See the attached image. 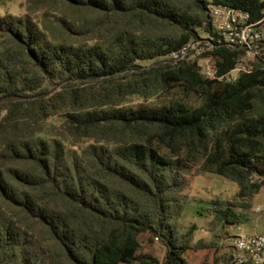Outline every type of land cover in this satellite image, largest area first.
<instances>
[{
    "label": "trees",
    "instance_id": "1",
    "mask_svg": "<svg viewBox=\"0 0 264 264\" xmlns=\"http://www.w3.org/2000/svg\"><path fill=\"white\" fill-rule=\"evenodd\" d=\"M29 1L42 20L0 16V264H188L196 228L175 222L193 166L238 185L215 211L224 227L264 191V75L210 80L168 59L199 38L206 0ZM211 55L219 76L238 59ZM177 86L201 104L122 105ZM144 233L161 239L163 261L140 252Z\"/></svg>",
    "mask_w": 264,
    "mask_h": 264
},
{
    "label": "rangeland",
    "instance_id": "2",
    "mask_svg": "<svg viewBox=\"0 0 264 264\" xmlns=\"http://www.w3.org/2000/svg\"><path fill=\"white\" fill-rule=\"evenodd\" d=\"M32 8H34V3L29 0H0V16L2 17H22L31 13L33 17L42 20L41 12L35 11L36 9L32 10ZM90 16L93 21H96L97 16L93 14ZM49 20H53V17H49ZM199 33L205 36L200 30ZM193 61L197 63L193 59L188 62ZM140 64L150 66L151 62L145 61ZM216 86L222 87L221 84ZM257 96L263 98L261 93H257ZM175 101L184 102L188 107L195 108L201 104L202 97L199 93L185 89L183 86H177L150 97L129 96L122 105L135 109L160 107ZM156 147L162 154L169 153L163 145L156 144ZM186 178L187 185L181 196L182 209L175 223L177 230L182 234H187L192 227L196 228L190 237V249L185 254L188 264H215L216 260H221L225 255L228 256L232 244L231 237L238 233L237 225H241L243 232L251 235L263 230L264 214L255 213L252 208L235 209L244 218L236 225L224 227L216 219L215 211L223 210L227 202H234L239 190L235 182L212 172H203L202 161L190 169ZM256 205H264V191L253 203L254 207ZM139 240L140 252L152 254L160 261L165 259L166 248L160 238L156 240L155 235L144 233ZM199 242L205 244L206 247L197 246Z\"/></svg>",
    "mask_w": 264,
    "mask_h": 264
},
{
    "label": "built area",
    "instance_id": "3",
    "mask_svg": "<svg viewBox=\"0 0 264 264\" xmlns=\"http://www.w3.org/2000/svg\"><path fill=\"white\" fill-rule=\"evenodd\" d=\"M206 1L208 21L202 30L205 36L172 50L168 59L173 64L196 60L200 72L210 80L232 82L240 74L264 75V0H257L259 10L255 14L218 0ZM223 49L237 53L238 59L228 74L219 76L211 54ZM256 178L264 181V175ZM253 211L264 214V205H256ZM237 230L228 261L220 264H264V227L252 235L243 232L241 225Z\"/></svg>",
    "mask_w": 264,
    "mask_h": 264
}]
</instances>
